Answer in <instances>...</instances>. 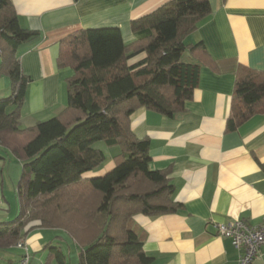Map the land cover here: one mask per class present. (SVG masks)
I'll list each match as a JSON object with an SVG mask.
<instances>
[{
	"label": "trees",
	"instance_id": "trees-1",
	"mask_svg": "<svg viewBox=\"0 0 264 264\" xmlns=\"http://www.w3.org/2000/svg\"><path fill=\"white\" fill-rule=\"evenodd\" d=\"M211 12L208 0H170L130 21L135 39L125 43L118 27L76 30L58 43L56 65L69 67L66 105L55 116L19 127V109L31 78L16 57L17 48L35 39L23 28L11 0H0V77L10 93L0 98V145L21 163L16 184L19 210L0 221V250L17 244L38 222L62 228L79 247L78 264H151L143 236L133 226L137 213H174V186L167 170L149 168L148 137L137 138L130 115L145 108L168 117L185 110L198 85L201 42L183 39ZM144 53L129 64L128 59ZM264 111V71L239 65L235 72L226 131ZM117 146L115 166L101 176L105 156L95 145ZM45 264H67L58 246H48Z\"/></svg>",
	"mask_w": 264,
	"mask_h": 264
},
{
	"label": "crops",
	"instance_id": "crops-1",
	"mask_svg": "<svg viewBox=\"0 0 264 264\" xmlns=\"http://www.w3.org/2000/svg\"><path fill=\"white\" fill-rule=\"evenodd\" d=\"M170 0H11L23 28L38 36L16 50L23 73L31 78L19 109L25 128L57 115L66 105L65 79L69 67L56 65L58 43L85 28L118 27L125 43L135 39L130 21ZM211 12L183 42H201L207 57L199 60V81L185 110L168 117L145 108L130 115L137 138L148 137L149 168L167 170L174 186L176 212L133 216L142 234V248L151 264H237L239 251L230 239L216 235L217 223L242 220L264 223V111L233 131H226L235 72L239 65L264 71V0H208ZM144 53L128 59L129 64ZM10 93L7 76L0 77V98ZM104 153L102 165L83 177L101 176L115 166L117 146L95 145ZM21 161L0 145V221L18 212L16 182ZM19 240L29 264H45L48 246H58L67 264H75L78 245L62 228L38 222ZM24 248L14 244L0 250V264H17ZM50 264H56L53 260ZM251 264H264V248Z\"/></svg>",
	"mask_w": 264,
	"mask_h": 264
},
{
	"label": "built area",
	"instance_id": "built-area-1",
	"mask_svg": "<svg viewBox=\"0 0 264 264\" xmlns=\"http://www.w3.org/2000/svg\"><path fill=\"white\" fill-rule=\"evenodd\" d=\"M214 227L217 236L230 239L233 247L240 252L237 264H251L260 257L264 248V223L250 225L242 220H234L217 223ZM17 244L24 248L17 264H29L30 255L26 247L20 240Z\"/></svg>",
	"mask_w": 264,
	"mask_h": 264
},
{
	"label": "rangeland",
	"instance_id": "rangeland-1",
	"mask_svg": "<svg viewBox=\"0 0 264 264\" xmlns=\"http://www.w3.org/2000/svg\"><path fill=\"white\" fill-rule=\"evenodd\" d=\"M9 95V94H8ZM8 95H6V96H3V97H7ZM13 155V154H12ZM20 174H21V168H20V171H19V177H20ZM19 177L17 178V182H18V180H19ZM17 182H16V184H17ZM18 213V212H17ZM16 216V215H15ZM15 216H11V217H9L8 218V220H6V221H11V220H13L14 218H15ZM74 261H75V264H78V260L77 259H74ZM0 262H3V261H1L0 260Z\"/></svg>",
	"mask_w": 264,
	"mask_h": 264
}]
</instances>
